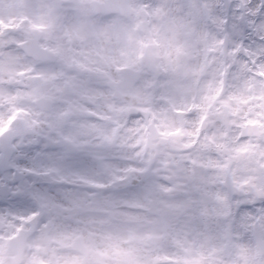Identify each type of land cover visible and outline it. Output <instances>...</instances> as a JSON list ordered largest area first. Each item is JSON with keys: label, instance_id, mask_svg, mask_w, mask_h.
<instances>
[{"label": "snow or ice", "instance_id": "6c2138e0", "mask_svg": "<svg viewBox=\"0 0 264 264\" xmlns=\"http://www.w3.org/2000/svg\"><path fill=\"white\" fill-rule=\"evenodd\" d=\"M0 264H264V0H0Z\"/></svg>", "mask_w": 264, "mask_h": 264}]
</instances>
